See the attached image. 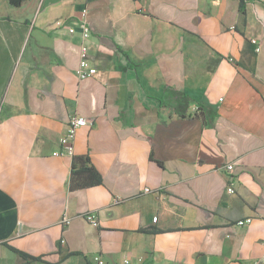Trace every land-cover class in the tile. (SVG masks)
Wrapping results in <instances>:
<instances>
[{"label":"crops","instance_id":"1","mask_svg":"<svg viewBox=\"0 0 264 264\" xmlns=\"http://www.w3.org/2000/svg\"><path fill=\"white\" fill-rule=\"evenodd\" d=\"M97 255L264 264V0H0V264Z\"/></svg>","mask_w":264,"mask_h":264},{"label":"built area","instance_id":"2","mask_svg":"<svg viewBox=\"0 0 264 264\" xmlns=\"http://www.w3.org/2000/svg\"><path fill=\"white\" fill-rule=\"evenodd\" d=\"M82 15H83V21L81 22V27H82V35L83 37H88L91 34V29L90 27L86 24V15H87V9H84L82 11ZM59 26L64 25V21L60 20L57 23ZM70 32H74V28L70 27L69 28ZM252 43L256 45V50L257 51H261V45L259 44V41L256 38L252 39ZM82 50L83 53H86L87 51V47L85 45H82ZM98 69L96 67L90 66L89 61L84 57L81 60L80 63V67L77 69V75L79 77L85 78L87 76H91L94 75L95 73H97ZM92 121L85 118V117H81L78 115H74L71 116L69 121H68V129L65 135H63L60 139L61 145H62V149L59 151H56L54 154L55 155H74L75 153V138H76V133L78 128L80 127H84V126H90L92 125ZM227 169L231 170L233 169V165H227ZM146 192H149L150 189L149 188H145ZM228 191L230 193H234L235 192V188L230 185L228 188ZM85 218L87 221H89L92 225L94 226H99V220L97 219L96 215L92 212L86 213L85 214ZM64 222L65 223H69L70 219L69 217L65 216L64 217ZM252 217H247L244 219H241L239 221H237V225L239 226H245L248 225L252 222ZM154 221H157V217H154ZM93 261L95 264H105V261L102 259L101 256L97 255L93 258ZM119 264H130V259H124L121 263Z\"/></svg>","mask_w":264,"mask_h":264},{"label":"trees","instance_id":"3","mask_svg":"<svg viewBox=\"0 0 264 264\" xmlns=\"http://www.w3.org/2000/svg\"><path fill=\"white\" fill-rule=\"evenodd\" d=\"M22 0H12L13 3L19 4ZM243 5L241 3V9ZM78 162L80 166H78ZM90 162L89 156L77 157L73 165V175L71 179V188H78L82 186L102 184L103 178L101 174L95 169L94 166L87 165ZM76 177L80 178V181H76ZM144 231H151L150 229H143ZM16 252L20 253L25 259L42 260V256H33L19 249L13 248ZM84 264H94L90 260H86Z\"/></svg>","mask_w":264,"mask_h":264}]
</instances>
